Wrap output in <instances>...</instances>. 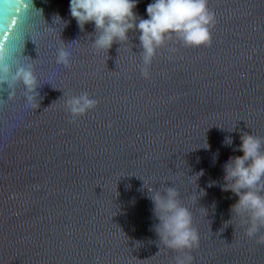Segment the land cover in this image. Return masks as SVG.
Here are the masks:
<instances>
[{
  "label": "water",
  "instance_id": "1",
  "mask_svg": "<svg viewBox=\"0 0 264 264\" xmlns=\"http://www.w3.org/2000/svg\"><path fill=\"white\" fill-rule=\"evenodd\" d=\"M149 3L138 0L140 18ZM207 8L210 44L173 36L145 79L139 32L99 51L69 0H0L10 69L0 83V264H176L183 253L158 245L143 184L174 187L191 213L190 264H264V227L249 238L237 218L225 225L237 197L220 190L222 162L242 155L239 136L264 139V0ZM61 48L67 67L56 63ZM21 66L37 78L35 110L11 81ZM83 93L96 107L73 120L65 101Z\"/></svg>",
  "mask_w": 264,
  "mask_h": 264
},
{
  "label": "clouds",
  "instance_id": "2",
  "mask_svg": "<svg viewBox=\"0 0 264 264\" xmlns=\"http://www.w3.org/2000/svg\"><path fill=\"white\" fill-rule=\"evenodd\" d=\"M138 0H69V13L83 31L86 24L94 25L95 37L92 46L99 51H108L113 43L128 41L130 31L139 32V47L142 53L144 68L141 75L149 78L148 66L166 40L173 36L182 41L186 47H200L210 44V28L214 25V14L207 8V0H151L146 6L147 19L140 18L134 11ZM53 20L66 26L57 15ZM75 43V42H73ZM72 43V44H73ZM9 52L0 47V83H7L10 69L6 64ZM56 63L69 64V52L61 48L57 52ZM11 81H19L26 90L27 104L33 109L39 107L36 102L38 83L31 66L17 67L11 75ZM97 101L87 93L66 99L65 109L75 120L96 107ZM232 130V129H231ZM228 131V132H231ZM239 146L234 151L240 156L226 157L222 162V181L220 190L231 192L237 197L230 206L231 219L237 218L239 226L249 238L254 237L261 227H264V150L261 146L264 139L252 134H241ZM231 140L225 138L222 145L227 147ZM207 150L209 145L205 142ZM203 171L197 174V179ZM209 187L212 182H209ZM147 189V198L151 201L152 214L157 221L152 231L158 238V245L177 253L176 264H190L191 256L186 250L193 248L198 241V235L193 227L192 215L184 207L174 187H166L163 191ZM203 195V192H201ZM264 244V237L257 240Z\"/></svg>",
  "mask_w": 264,
  "mask_h": 264
}]
</instances>
